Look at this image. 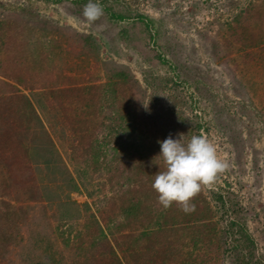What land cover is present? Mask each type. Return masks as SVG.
Returning <instances> with one entry per match:
<instances>
[{"label": "rangeland", "instance_id": "374dc122", "mask_svg": "<svg viewBox=\"0 0 264 264\" xmlns=\"http://www.w3.org/2000/svg\"><path fill=\"white\" fill-rule=\"evenodd\" d=\"M92 2L101 4L98 0ZM108 2L116 10L129 12V18L113 21L102 9L101 15L90 20L83 11L89 0H0V134L8 142L3 163L11 176L6 180L0 171V191L7 192L0 201L8 200L16 206L40 205L22 192L27 187L38 197L42 186L38 178L32 177V166L25 161L30 150L36 159L49 158L46 147L55 134L51 138L44 128L53 134L63 127L64 140L55 139L66 163L76 170V175L86 167L92 177L89 186L86 180L82 183L74 179L78 186L73 185V191L80 192L75 195L78 203L86 201L98 207L97 198L112 196L110 182H116L118 190L127 188L121 203L129 212L120 215L128 216L126 225L139 227V220L126 205L136 195L141 196L139 189L144 194L149 192L151 183L139 175L149 174L150 170L143 161L137 177L131 178L130 162H137L138 155L132 140L121 131L137 109L148 117V125L156 127H151L152 137L154 132L166 133L173 139L183 135L187 143L193 135L206 136L228 164L213 187L202 188L204 201L193 203L194 210L190 211L199 215L204 203L210 207L211 229L204 230L202 240L195 247L191 240L193 237L196 241L195 232L181 229L180 221L172 218L176 212L171 206L167 211L172 216L165 213L171 230L157 241L162 248L155 247L153 255L160 258L161 252L163 257L167 252L168 258L172 257L171 264H239L244 254L242 243L230 237L226 224L237 218L255 241V256H264V0ZM250 3L254 4L251 14H244L242 10ZM138 14L150 17L153 27L141 25L136 19ZM236 14L250 22L232 28L230 23ZM157 51L167 63L157 58ZM110 66L124 70L133 80V85L122 86L123 94L116 97L106 87H98L108 82V75L112 76ZM175 101L178 102L174 104ZM123 108L128 111V119L121 123L120 113L126 111ZM166 110L174 113L168 116ZM81 134H89L90 138L79 144ZM91 138L102 146L95 163H89L92 151L87 147ZM124 143L127 157L119 154ZM150 154L151 165L159 168L153 160L160 152ZM102 161L106 167L111 161L114 166L99 175ZM153 172L152 169V176ZM121 175L131 178L130 182L119 178ZM96 181L102 183V191L89 197L86 189L92 191L91 182ZM20 192L26 198L12 201L11 197ZM216 193H232L239 212L236 214L230 207L225 212ZM225 200L230 206L229 199ZM157 202H150L148 207L151 209ZM3 206L0 203V209ZM50 212L46 208L48 218L42 220L49 226L45 232L54 243L53 250L62 252L65 260L56 264H74L69 248L55 240L56 230L67 234L69 224L57 218L60 213ZM81 219L82 223L84 217ZM144 229L147 228L134 229L130 225L120 231L135 234ZM28 232L29 228L22 225L24 238ZM10 257L13 262L9 264H22L18 258Z\"/></svg>", "mask_w": 264, "mask_h": 264}, {"label": "trees", "instance_id": "16d2710c", "mask_svg": "<svg viewBox=\"0 0 264 264\" xmlns=\"http://www.w3.org/2000/svg\"><path fill=\"white\" fill-rule=\"evenodd\" d=\"M81 1L82 0H76V2ZM93 1L95 2L96 0ZM98 1H100L101 8L106 12L110 20L120 21L129 18V12L116 10L114 6H112V3L108 2V0ZM253 7L254 4L250 3L242 11L244 14L249 13L250 15V11L253 9ZM237 17L238 16L236 14L234 18H232V22L230 23L231 27L235 29L236 26H238L239 24H244L245 22V19ZM136 19L141 25H145V27L147 28L153 27V20L144 14H138L136 16ZM247 20L245 24L247 23ZM249 22L250 21L248 20V23ZM253 25L255 26V24ZM253 25H251V27H254ZM123 34H126L125 30H123ZM156 56L163 63H167V59L162 57L160 52L157 51ZM110 70V74H112V76L108 75V82L105 84L97 85L98 87H106L114 97H116L117 95H122L124 89V87L122 86L133 85V80L128 78L124 70L118 69L116 66L115 68L110 66L109 71ZM117 101L118 98L115 100V102ZM177 102L178 101H175L174 104ZM126 111L124 113H120L121 123L122 121L125 122L126 119H128V111ZM166 111L169 113L168 116H171L172 113H174L170 110ZM131 114V120L127 123L126 129L122 130L121 128V131H124L125 133L124 135L128 136V140H132V146L134 147V149H136L138 155L137 162H130V176L131 178H133L132 176L137 177V172L143 161L146 163L144 164L145 168H148L150 170V173L153 169V173L156 174L160 169L154 168L151 165L153 156L150 153H152L153 151L161 152L160 141L167 139L169 135L163 132H154L152 137L151 133L149 132L151 130V127H156L153 124H151V126L148 125V117L145 116L143 112L137 109ZM62 130H65V128L62 127ZM144 132L145 135H143ZM148 134L151 135L149 141L146 140ZM86 138H90L89 134L88 136L84 134L79 135V144L82 143V141H84ZM133 139L135 141H133ZM7 144L8 142L5 138V135L0 134V166L4 165L2 166V168H0L1 176L2 178L4 176V179L6 180H10L11 176L8 174V169L5 168V163H3L5 158L4 146ZM10 144L8 145V148ZM74 147L79 148L78 144H75ZM101 147V143L97 142L96 139L91 138L90 145L89 147H87V149L89 148L92 151L89 163H92V161L94 162L97 159V157L99 156L98 150H100ZM125 148H128L127 143L121 145V152H119V154H124L126 156ZM46 149H48V147H46ZM83 149L84 148H82V150ZM147 160H149L150 163L147 162ZM111 162H109V165H107L106 167V163L102 161V167L99 166V175H101L102 172H106L108 167L111 168L112 166H114V163ZM160 163L161 166H163L162 160ZM93 167L96 168V166ZM157 167H159V165ZM81 169L82 170L78 173L80 174L79 179L82 183L85 182V180L88 183V181L92 179L91 173L88 172L86 167H81ZM150 173L148 174V172H143L139 175V177H141V175L144 178L147 177L145 180L152 185V183L154 182L155 174L152 176V173ZM119 178H123V176L121 175L119 176ZM131 178L129 179L128 177H125L123 178V180L129 183ZM67 182H72V186H78L75 180H72L70 178L67 179ZM101 184L102 183H100L99 181H96L95 183L91 182V185H93V190L88 191V189H86L88 196L93 197L94 194H97L96 191H102ZM96 185L98 188H96ZM87 186H89V183ZM118 186H120L118 183L110 182V189L113 191V195L108 198H106L105 196L98 197L96 202L99 203H96V206H98L96 208H93V205L90 202L84 201L82 204H79L72 198L67 204L59 203L58 206L63 209V213H65V215L68 214L67 210L70 211L69 217H66L64 215L62 216V219H67V222L69 224V231L66 234L64 230H57L55 240L58 241L62 246L69 248V253L74 264H104V262L106 264L108 260L109 264H171L172 257L168 258L167 252H165L164 257L162 256L163 252H161L160 258L153 255L155 247L162 248L161 244H156L157 241L160 240V237L167 235L169 230H171V228L169 229V226L166 225V222L170 219L165 215V213H167L169 216H172L167 211L168 208L164 209L163 206L160 205L159 202H157L156 204H154V207L150 209V207H148L150 202L158 201L157 193L152 187L150 188L149 192L145 194L142 193L141 189H139L141 192L139 193V195L141 196H138L134 193L137 198H134L135 200H130L131 203L128 204L129 206L126 205V208L130 209L132 213H134V217L139 220L138 226L140 228L145 227L147 229L136 231L135 234L121 232L120 230L130 225L134 229L139 227H135L131 223L126 225L128 222H125L124 220H126L128 216L122 217L120 215L121 212L123 213V216L124 214L127 215L129 211L127 210V212L123 207L124 204L121 203V198L124 197L123 192L127 188L122 187L121 190H118ZM26 188L23 189L22 192L29 194L28 197L30 199L40 200V196L42 199H53L54 195L51 194L52 196L49 197V193L45 192L44 190V192L42 191L43 194L37 197V195L32 194L33 192L30 188ZM131 190L132 192H139L135 188H130V191ZM22 192L14 194V196L11 197L12 201L14 200L18 202L25 199L26 196L22 198ZM6 193L7 192L0 191V197H2L3 194ZM67 197L71 196L67 195ZM149 197L152 199L150 202ZM202 197L203 196L200 192L191 203L193 204L200 200L204 201ZM225 197L229 199L230 206H227ZM216 200L217 202H219L221 208L225 212L229 207L236 214L239 212L237 204L233 201L232 193H229L227 195L216 193ZM0 203L4 205L3 208L0 209L1 262H3L4 264L13 262L10 255H12V257L18 258L22 262V264H56L65 261L63 258L64 254L62 252L56 253V251L53 250L54 243L52 242L50 235L45 232L49 227L45 222H43L48 218L46 208L52 207L53 204L46 203L44 205L40 204L38 206L34 204L24 206L22 204H18V206H16L11 204L12 202L4 199L1 200ZM106 203L108 206L106 205ZM66 205L68 206L65 207ZM145 205L146 207H144ZM143 207L144 211L142 210ZM172 207L176 212V217L172 216V218L176 221H180L179 226L181 227V229L186 230L191 228V231L193 230L195 232L194 234L196 241L193 237L191 238V240L195 242L196 247V243L202 240L203 232H205L204 230L209 231L211 229V222L209 221V219L212 221V216L210 215V211H208L210 210V207L204 203L202 207H199V215H197L196 213L192 214V212L186 213L182 211L176 204H173ZM101 209L103 210L101 211ZM102 212L104 214H108V216L105 217ZM189 214H192V217H190ZM139 215L141 216L139 217ZM83 217L84 221L81 223V218ZM239 222L240 221H238L237 218H233L229 219L228 223H226L228 226L230 237L234 239L236 243H242V252H244V254L240 256V259L238 261L239 264H264V256H255V241L250 236V234L247 233L245 226L243 224L239 225ZM22 225H26L29 228L28 236L26 238H24V236L22 235ZM72 230L75 231L72 233ZM150 237L152 241L148 240V238ZM143 239H145L146 241L142 244L141 241ZM126 242L127 244L125 245ZM141 247H144V251L142 252L140 251ZM143 252L146 253L142 254ZM148 253L149 255L147 256ZM57 255L59 258L56 257ZM122 259H124L125 262H122Z\"/></svg>", "mask_w": 264, "mask_h": 264}, {"label": "clouds", "instance_id": "9594fccd", "mask_svg": "<svg viewBox=\"0 0 264 264\" xmlns=\"http://www.w3.org/2000/svg\"><path fill=\"white\" fill-rule=\"evenodd\" d=\"M83 11L90 20L102 14L100 5L92 0ZM183 140L182 135L179 139L169 136L160 141L161 152L153 160L160 170L155 174L152 188L164 209L176 204L187 213L194 210L191 202L202 188L213 187L228 164L218 156L215 145L206 136L193 135L187 143Z\"/></svg>", "mask_w": 264, "mask_h": 264}, {"label": "crops", "instance_id": "0c3cea01", "mask_svg": "<svg viewBox=\"0 0 264 264\" xmlns=\"http://www.w3.org/2000/svg\"><path fill=\"white\" fill-rule=\"evenodd\" d=\"M39 120V118H38ZM47 127V126H46ZM48 128V127H47ZM44 128V131L52 138H55L59 140H64L65 138V130H62V127L57 129V131L53 134L48 130ZM52 141V145L48 146L47 154L50 156L49 158H34L33 156V150L28 151V157L25 161V164L27 166H32L30 170L33 172L32 177L38 178L41 181V185L39 188V195L43 194V192H48V196H52L53 199H42L40 196V200L37 202H40V204H53L52 207H49L48 209L51 210L50 214L60 213L61 215H56L59 220H64V223H68L67 219H62V216L69 217L70 211H68V214L65 215L63 213V209L58 206L59 203L67 204L70 199L72 198L74 201L78 202L75 199V195H79L80 192L73 191L72 182H67V179L70 178L72 180L79 178L80 174H75V169L70 168L69 164L66 163V158L63 156V153L59 150L56 139ZM39 144H34V147H37ZM66 153V152H65ZM55 155V156H54ZM66 155H68L66 153ZM70 157V156H68ZM29 169V168H28ZM37 172L38 174L34 173ZM54 183L56 184V188H54ZM44 190V191H43ZM43 191V192H42ZM67 195H70L71 197H67ZM48 198V197H47ZM84 202V201H83ZM37 204V203H35ZM66 205L65 207H67ZM80 207V206H79ZM55 212V213H54ZM71 220V219H70ZM73 220V219H72ZM57 233V230H56ZM56 236V235H55Z\"/></svg>", "mask_w": 264, "mask_h": 264}]
</instances>
